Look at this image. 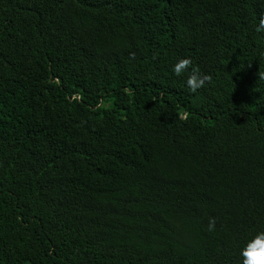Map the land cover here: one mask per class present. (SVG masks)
I'll return each mask as SVG.
<instances>
[{
	"label": "trees",
	"instance_id": "obj_1",
	"mask_svg": "<svg viewBox=\"0 0 264 264\" xmlns=\"http://www.w3.org/2000/svg\"><path fill=\"white\" fill-rule=\"evenodd\" d=\"M262 18L264 0H0V264H239L264 229ZM183 57L209 77L195 92Z\"/></svg>",
	"mask_w": 264,
	"mask_h": 264
},
{
	"label": "clouds",
	"instance_id": "obj_2",
	"mask_svg": "<svg viewBox=\"0 0 264 264\" xmlns=\"http://www.w3.org/2000/svg\"><path fill=\"white\" fill-rule=\"evenodd\" d=\"M256 27L259 31H264V18L259 21ZM171 72L177 77L185 76L184 83L187 89L192 92L204 86L205 82L209 80L208 75L201 73L188 57L178 58L171 65ZM261 79H264V74L261 75ZM213 225L214 221L210 220V230ZM238 257L239 264H264V229L251 232L241 240Z\"/></svg>",
	"mask_w": 264,
	"mask_h": 264
}]
</instances>
